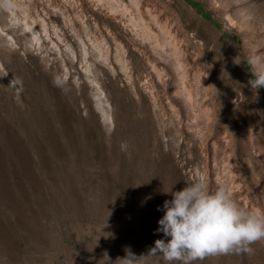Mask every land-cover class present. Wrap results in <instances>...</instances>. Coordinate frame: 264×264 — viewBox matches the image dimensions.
<instances>
[{"label":"rangeland","instance_id":"1","mask_svg":"<svg viewBox=\"0 0 264 264\" xmlns=\"http://www.w3.org/2000/svg\"><path fill=\"white\" fill-rule=\"evenodd\" d=\"M12 2L0 8V264L146 254L165 239V191L198 179L264 213V87L250 91L245 61L264 55V0ZM34 83L76 115L54 101L29 112ZM251 247L194 264H264V241Z\"/></svg>","mask_w":264,"mask_h":264},{"label":"clouds","instance_id":"2","mask_svg":"<svg viewBox=\"0 0 264 264\" xmlns=\"http://www.w3.org/2000/svg\"><path fill=\"white\" fill-rule=\"evenodd\" d=\"M13 6L12 0H0V8ZM245 61L252 75L247 86L256 94L264 87V55H253ZM165 192L172 198L157 209L164 214L156 229L165 239L155 240L146 254L136 255L125 247L126 255L114 262L105 252L106 264H150L153 260L157 264H194L208 256H250L254 253L251 245L264 241V213L243 208L226 183L209 190L206 182L198 179L181 190Z\"/></svg>","mask_w":264,"mask_h":264},{"label":"bare ground","instance_id":"3","mask_svg":"<svg viewBox=\"0 0 264 264\" xmlns=\"http://www.w3.org/2000/svg\"><path fill=\"white\" fill-rule=\"evenodd\" d=\"M6 76L9 80L12 81V79L10 78V76L8 74H6ZM43 91L44 92L39 93L37 91V89L35 88V83L31 84L28 87V92H30L31 96H32L31 109L29 112H35L37 114H40L42 112H46L49 108H52L51 103L54 101V102L58 103L61 112L67 113L68 115H71V116L76 115V113H77L76 108L73 106V104L71 102H68L66 104L61 99H59L58 97H54L51 100V98H49L47 96V94H45L46 91L45 90H43ZM212 95H213L212 92H206V93H204L203 97H204L205 104L206 103L211 104V106H212L211 110L214 112L216 110V103H215V100H214ZM92 100L94 102L93 103V109L99 115L100 122L105 123V124L110 125V126L114 125L113 118L110 114V111L113 109V106L109 102V100H105L101 96H97V95H95ZM209 111H210V109H209ZM130 135L131 136L133 135L132 131H130ZM137 137H138V134H137L136 138ZM141 141H143V140H141ZM144 141H146V140L144 139ZM143 144H144V142H143ZM245 189H246V186H245Z\"/></svg>","mask_w":264,"mask_h":264},{"label":"trees","instance_id":"4","mask_svg":"<svg viewBox=\"0 0 264 264\" xmlns=\"http://www.w3.org/2000/svg\"><path fill=\"white\" fill-rule=\"evenodd\" d=\"M190 1V0H189ZM193 3V2H192ZM193 5H195L194 3H193Z\"/></svg>","mask_w":264,"mask_h":264}]
</instances>
